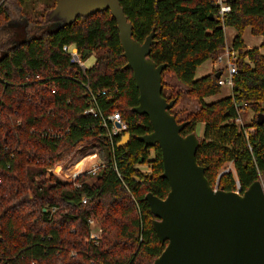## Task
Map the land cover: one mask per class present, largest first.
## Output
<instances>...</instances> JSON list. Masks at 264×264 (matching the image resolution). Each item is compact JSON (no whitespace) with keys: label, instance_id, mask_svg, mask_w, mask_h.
I'll list each match as a JSON object with an SVG mask.
<instances>
[{"label":"trees","instance_id":"16d2710c","mask_svg":"<svg viewBox=\"0 0 264 264\" xmlns=\"http://www.w3.org/2000/svg\"><path fill=\"white\" fill-rule=\"evenodd\" d=\"M27 1L0 0V32L13 26L11 7L21 9ZM228 2L224 23L210 19L217 15L210 0H122L121 5L133 39L142 44L154 34L149 58L168 65L165 72L186 87L167 98L164 72L163 96L200 102V110L183 121L173 109L170 113L179 123L188 122L183 136L205 125L197 162L211 186L235 192L239 183L245 192L264 181V122L257 123L264 114V0ZM55 6L41 22L25 19L14 42H0V264H154L167 243L159 241L146 196L165 199L170 184L162 177L160 147L138 139L153 127L149 117L133 111L140 94L133 71L125 68L117 21L106 10L50 31L58 20L49 19ZM226 27L237 32L238 74L232 96L208 102L221 93L217 72L202 78L196 73L227 47ZM247 28L263 37L260 47L247 49ZM71 46L83 61L94 54V65L83 69L72 62ZM86 86L103 114L118 111L128 123L131 140L119 148L123 136L117 137L114 155L104 143L101 120L84 114L92 105ZM102 91L108 95L98 96ZM244 103L255 115L241 126L236 106ZM80 147L99 149L107 165L95 178L84 175L82 187L75 188L54 170ZM89 219L102 229L96 243L89 240Z\"/></svg>","mask_w":264,"mask_h":264},{"label":"water","instance_id":"95a60500","mask_svg":"<svg viewBox=\"0 0 264 264\" xmlns=\"http://www.w3.org/2000/svg\"><path fill=\"white\" fill-rule=\"evenodd\" d=\"M121 1L57 0L49 19L58 20L48 29L55 31L79 17L106 10L117 21L125 68L133 71L140 94L133 111L149 117L153 127L152 133L138 139L146 147H160L162 177L170 184L165 199L152 193L146 196L157 218L153 226L159 241L167 243L154 264H264V181L254 182L242 194L211 186L205 168L197 162V134L182 135L188 122L177 121L170 113L177 101L163 96V74L168 65H157L149 58L154 34L142 44L134 40ZM210 19H215L214 14ZM263 122L260 113L257 123ZM130 140L131 134H125L118 147L128 146Z\"/></svg>","mask_w":264,"mask_h":264},{"label":"built area","instance_id":"2783aa9c","mask_svg":"<svg viewBox=\"0 0 264 264\" xmlns=\"http://www.w3.org/2000/svg\"><path fill=\"white\" fill-rule=\"evenodd\" d=\"M212 6L216 9L217 15L215 16L220 22L224 23L225 18L227 14L231 12V6L228 2V0H210ZM67 52L71 55L72 62L78 63L83 69H88L86 67L85 61L82 60V54L78 50L76 46L68 47ZM237 60L238 55L237 52L232 48L226 47L218 56V58L214 61V64L216 66H222L224 64V67L221 68V76L218 80V84L220 87L222 86H230L232 89L234 88V78L235 75L238 74V66H237ZM225 70L228 72V77H224ZM86 88L89 90L92 96V105L90 108H88L85 111V115H92L96 118H99L101 120V124L103 128L106 130V138L107 140L104 141V143L110 147L111 149V155L115 154V147H116V138L119 136H124L126 131L128 130V123L123 120L121 114L118 111H115L113 113H110L108 115H105L101 112L98 105V97L97 95L93 94V92L90 90L88 86ZM55 92V91H53ZM98 96L106 97L108 93L106 91H102L98 93ZM248 104L244 103L241 105H237V113L238 117L236 119V123L238 125L244 126V123L242 122V113L247 109ZM119 125V126H118ZM96 149V148H95ZM93 150V149H89ZM79 151L85 153L83 151V147L79 148ZM97 151H99L97 149ZM96 151V152H97ZM90 158H98V154L94 152H87L86 154L81 158V160L77 163L76 166L73 167H65L63 165L59 166V171H55V173L62 178L63 180L72 183L75 188H81L82 182L81 178L84 175H90L92 178H95L99 171L104 168L107 164L105 162H94L91 163L88 167H86V162ZM237 190L235 192L242 194V190L240 188V185L238 183ZM83 204L87 203V198H83L82 200ZM88 225L90 229V235L89 240L96 243L98 240H100L102 235V229L100 225L96 222L94 219L88 220Z\"/></svg>","mask_w":264,"mask_h":264},{"label":"rangeland","instance_id":"374dc122","mask_svg":"<svg viewBox=\"0 0 264 264\" xmlns=\"http://www.w3.org/2000/svg\"><path fill=\"white\" fill-rule=\"evenodd\" d=\"M14 3L11 4V6ZM55 6V0H28L23 7L20 9L19 6L11 7V12L13 14V26L5 28L0 32V42H14L18 38V34L20 31V25L25 19L31 18L34 21H43V17L45 13L51 11V9ZM226 40L228 43V48H232L233 39L236 35V30L233 27H226ZM261 36H256L252 34L251 28H247L244 32V42L254 43L260 40ZM246 45V44H245ZM259 45H254L252 48H258ZM96 61L95 55H91L88 60L85 61V66L90 68L94 65ZM90 66V67H89ZM221 66V65H220ZM221 68H225L224 64H222ZM226 69V68H225ZM228 77V72L225 70L224 79ZM164 81L166 84V88L164 89V94L167 98H170L172 95L176 94L179 91H183L186 89L185 86L180 84L176 77L171 72H165ZM233 89L230 86H222L221 93L219 95L208 98L207 101H216L225 97L232 96ZM201 108L200 102L195 98H190L189 96H182V98L178 101L177 105L173 108L174 113L177 114V117L180 121H183L188 118L190 114L196 113ZM254 112L251 109H246L244 113H242V122L244 125L251 123L254 118ZM200 124L197 125L199 127ZM205 128V125H204ZM201 127L199 128V130ZM203 137V136H202ZM93 150H87V152H94L98 154V158H90L86 162V167H88L91 163L94 162H102L103 157L101 151H97V149L92 148ZM97 151V152H96ZM86 154L78 150L63 164L57 165L55 171H59V166L63 165L65 167H73L76 166L77 163L81 160V158ZM143 170H148L147 167L141 166ZM229 171V169H227ZM225 170V171H227ZM223 171V172H225Z\"/></svg>","mask_w":264,"mask_h":264},{"label":"crops","instance_id":"0c3cea01","mask_svg":"<svg viewBox=\"0 0 264 264\" xmlns=\"http://www.w3.org/2000/svg\"><path fill=\"white\" fill-rule=\"evenodd\" d=\"M237 35V33H236ZM235 35V36H236ZM235 38V37H234ZM260 38V37H259ZM234 40V39H233ZM227 42V40H226ZM263 42V37L261 36L260 40L258 42H254V43H247L245 42L246 46H247V49H253L252 47L254 45H259L261 46ZM227 46H228V43H227ZM233 47V45H232ZM262 52H264V50H262ZM90 67V66H89ZM92 67V66H91ZM221 66H216L214 64V61L213 60H208L206 61L205 63H203L198 69H197V73H196V78H202L204 76H207L209 74H212L213 72H217L219 73L221 70ZM216 73V74H217ZM221 73V72H220ZM221 76V75H220ZM208 99H206L207 101ZM209 102V101H208ZM246 111V110H245ZM244 111V112H245ZM201 127V129L199 130V128ZM203 133H204V124H200L199 127H197V131H196V134L198 137H202L203 136Z\"/></svg>","mask_w":264,"mask_h":264}]
</instances>
